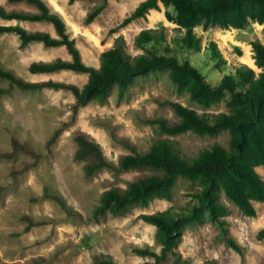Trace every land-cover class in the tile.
<instances>
[{
  "label": "rangeland",
  "instance_id": "374dc122",
  "mask_svg": "<svg viewBox=\"0 0 264 264\" xmlns=\"http://www.w3.org/2000/svg\"><path fill=\"white\" fill-rule=\"evenodd\" d=\"M98 1L46 0L63 17L81 59L94 66L98 65L100 51L111 46L118 34L124 39L125 51L133 55L142 51L133 43L135 33L143 27L163 25L173 53L179 59H187L213 84L222 74L231 72L235 65L247 64L241 58L245 52H249L254 62L251 40L264 44V22L247 16L239 25H222L199 18L192 26L200 38L199 48L184 50L179 41L184 27L165 16L166 11L172 16L175 11L159 0L157 6L149 8L144 16L135 17L122 26L117 24L140 0H107L106 6L91 22L83 23L86 11ZM0 5L7 10H35L24 1L0 0ZM13 23L18 22H5L0 18V24ZM20 25L54 34L49 22L24 20ZM112 27L115 30L110 31ZM18 41L15 33L0 32V66L12 69L26 80L54 79L78 86L86 81V73L69 69L29 72L27 64L30 60L55 56L69 58V54L63 45L44 46L39 41H32L21 48ZM210 42L215 44L221 62L211 55ZM250 67L255 72L261 70L255 63ZM0 87H8V91L0 95V151L10 149L9 136L13 135L26 141L37 154L18 150L10 157L0 156V264H27L37 256L40 257L37 264H89L93 256L102 253H108L114 264H171L173 255L170 252L155 261L150 255L132 251L133 246L149 247L156 252L160 249L154 225L142 220L138 214L168 207L173 211L185 210L192 202L190 193L198 190L200 183L178 175L168 199L156 197L145 206L133 205L123 215L105 212L94 217L92 209L98 203L100 192L111 185L123 186L140 170L125 169L113 173L102 168L85 176L82 161L73 157L75 145L71 134L75 130L87 132L100 144L107 158L114 161L128 149L113 136L132 143L138 150L147 148L154 138L166 137L173 140L182 156L192 159L212 143L227 147V130L221 129L214 135L190 130L168 134L145 119L161 116L169 122L177 120L172 108L160 103L163 100L178 101L197 112L226 111L227 95L203 106L191 100L187 91H177L167 69L158 68L136 75L121 95L112 85L106 101L88 100L71 115L69 104L74 98L67 89L25 90L10 86L3 77H0ZM61 121H68L67 126L62 127L55 140L46 147V138ZM256 170L264 181V168L256 166ZM45 186L65 200L67 210L50 197H39ZM219 199L227 207L222 217L226 220L228 234L240 244L242 253L216 237L218 227L205 215L202 220L186 225L181 232L176 250L184 258L182 264L204 261L210 264H264V236H257L258 230L264 227V201L252 200L256 213L248 216L242 214L222 191ZM21 214H27L33 221L27 230L23 229L27 220Z\"/></svg>",
  "mask_w": 264,
  "mask_h": 264
},
{
  "label": "trees",
  "instance_id": "16d2710c",
  "mask_svg": "<svg viewBox=\"0 0 264 264\" xmlns=\"http://www.w3.org/2000/svg\"><path fill=\"white\" fill-rule=\"evenodd\" d=\"M8 1H24L34 6L35 10L14 8L7 10L0 5V18L49 22L54 34L42 29H27L19 23L0 24V32L15 33L19 40L18 46L21 48L32 41H39L44 46L63 45L69 54V58L55 56L51 59L30 60L27 64L29 72L69 69L84 72L87 78L80 86L73 82L54 79L26 80L15 74L12 69L2 66L0 77L7 79L10 86L25 90L42 87L69 90L74 98L69 104L71 115L88 100L106 101L112 85L116 86L118 95H121L134 81L136 75L158 68L167 69V75L175 84L177 91H187L191 100L203 106L217 102L227 95L226 111L197 112L178 101L163 100L160 103L168 104L177 115V120L169 122L161 116L145 119L149 123H155L158 130L168 134L190 130L197 134L214 135L221 129L227 130V147L212 143L208 148L201 149L192 159L182 156L173 140L166 137L154 138L147 148L138 150L132 143L113 136L114 140L128 149L127 152L119 154L116 161L107 158L100 144L87 132L75 130L71 138L75 145L73 157L82 161L81 167L85 176H90L102 168L110 169L113 173L125 169L140 170L123 186L111 185L100 192L98 203L92 209L94 217L105 212L123 215L133 205L145 206L156 197L168 199L178 175L200 183V188L190 193L192 202L185 210L173 211L168 207L139 213L138 217L154 225L160 249L156 252L149 247L133 246L132 251L150 255L155 261L163 259L165 254L170 252L173 255L171 264H182L184 258L176 247L183 228L202 220L207 215L218 227L216 237L241 254L240 244L228 234L226 220L222 217L227 207L219 199V192L222 191L242 214L248 216L256 213L252 200L264 201V181L256 170V166L264 168V44L258 40L250 41L254 51V63L261 70L255 72L247 64L239 63L231 72L222 74L213 84L187 59H179L173 53V48L166 40L163 25L139 29L133 36V43L142 51L133 55L125 51L124 39L118 34L111 46L100 51L98 65L94 66L81 59L74 37L70 36L63 17L52 9L46 0ZM159 1L167 7L171 6L175 11L174 16L168 11L165 16L184 27L179 38L180 47L184 50L192 51L199 48L200 38L192 29L199 18L222 25H239L247 16L264 22V0ZM106 2L107 0H99L93 4L86 11L83 23L91 22L106 6ZM156 6L157 0H140L117 26L125 25L135 17L144 16L149 8ZM113 30L115 27L110 28V31ZM209 45L211 55L221 62L215 44L210 42ZM6 91L8 87H0V95ZM67 124L68 121H61L60 125L52 130L45 140L46 147ZM9 141L10 149L0 151V156L10 157L18 150L37 155L26 141H20L13 135L9 136ZM39 197H50L62 209H68L65 200L46 186ZM21 217L27 220L23 229H29L33 223L30 216L21 214ZM257 236H264V227L258 230ZM39 260L40 257L37 256L27 264H37ZM89 264L114 263L108 253H102L93 256ZM200 264L210 262L204 261Z\"/></svg>",
  "mask_w": 264,
  "mask_h": 264
},
{
  "label": "bare ground",
  "instance_id": "6f19581e",
  "mask_svg": "<svg viewBox=\"0 0 264 264\" xmlns=\"http://www.w3.org/2000/svg\"><path fill=\"white\" fill-rule=\"evenodd\" d=\"M152 16V15H151ZM245 55H243L241 58H242V61L243 62H246L248 65L250 66H254V62L249 54V52H245L244 53Z\"/></svg>",
  "mask_w": 264,
  "mask_h": 264
},
{
  "label": "crops",
  "instance_id": "0c3cea01",
  "mask_svg": "<svg viewBox=\"0 0 264 264\" xmlns=\"http://www.w3.org/2000/svg\"><path fill=\"white\" fill-rule=\"evenodd\" d=\"M2 20H4L5 22H8V21H11V20H13V21H15V22H18V23H20V24H22V21H24V20H18V19H14V18H11V19H3V18H1ZM243 56V55H242ZM241 56V57H242Z\"/></svg>",
  "mask_w": 264,
  "mask_h": 264
}]
</instances>
